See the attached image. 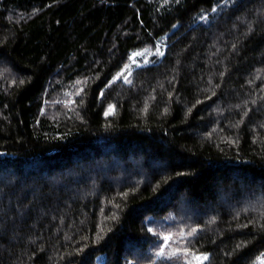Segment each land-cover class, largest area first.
<instances>
[{
  "label": "trees",
  "instance_id": "1",
  "mask_svg": "<svg viewBox=\"0 0 264 264\" xmlns=\"http://www.w3.org/2000/svg\"><path fill=\"white\" fill-rule=\"evenodd\" d=\"M161 246L264 252V0H0V264Z\"/></svg>",
  "mask_w": 264,
  "mask_h": 264
},
{
  "label": "snow or ice",
  "instance_id": "2",
  "mask_svg": "<svg viewBox=\"0 0 264 264\" xmlns=\"http://www.w3.org/2000/svg\"><path fill=\"white\" fill-rule=\"evenodd\" d=\"M213 11H216V9L214 8ZM201 19L202 20L206 19V17L202 16ZM156 51H157L158 55L162 56L164 54L163 52H161L159 50V48H157ZM147 52H148V50L145 49L143 51H139V52L133 53V57L144 56ZM132 62L136 63V60L133 59ZM144 63H148V61L145 60ZM129 68H130V65H125L124 69L120 73H118L116 75V77H114V80H119V79L123 78L125 82L131 84L132 81L128 79V76L131 75V72L128 71ZM125 72H127L128 75H125ZM21 83H23V81H21ZM78 83H80V82H78ZM79 91L82 92L83 89H80ZM102 94L103 93H101V95ZM77 95H79V92H77ZM71 103H74V101H71ZM114 109H115L114 105H109L108 111L105 113V115L113 114L114 113ZM149 231H152V230L149 229ZM196 231H197L196 228H192L187 233H185L182 229L180 230V232L178 234H173V233L169 232L168 234L163 236L164 244H165V246H167L168 242L174 240L177 236L179 238L191 237V236H193L196 233ZM165 246H161L159 248V250L156 252V256L157 257H163V256H166V255L168 257L181 256V257L185 258L184 264H193V260L196 261V264H204V261H207L209 259L207 254L194 253L187 247H184V248L177 247V248L173 249L172 251H169V252L166 253L165 252Z\"/></svg>",
  "mask_w": 264,
  "mask_h": 264
},
{
  "label": "rangeland",
  "instance_id": "3",
  "mask_svg": "<svg viewBox=\"0 0 264 264\" xmlns=\"http://www.w3.org/2000/svg\"><path fill=\"white\" fill-rule=\"evenodd\" d=\"M145 49H147L148 52L144 56L133 57V53L143 51ZM156 50H157V48L149 49V48H145V47L134 49L132 52V60L135 59L136 63H133L131 61L129 64H127V65H130V68L128 70H131L135 65L143 64L145 60H147L148 63L153 62L156 59V56L158 55ZM159 50H160V48H159ZM203 254H207V252H203ZM194 264H196V262ZM253 264H264V252L255 260V262Z\"/></svg>",
  "mask_w": 264,
  "mask_h": 264
}]
</instances>
